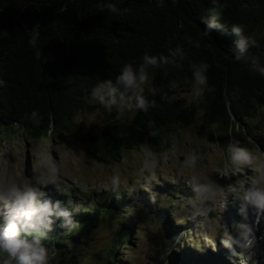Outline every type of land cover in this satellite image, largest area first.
<instances>
[{"label":"trees","instance_id":"obj_1","mask_svg":"<svg viewBox=\"0 0 264 264\" xmlns=\"http://www.w3.org/2000/svg\"><path fill=\"white\" fill-rule=\"evenodd\" d=\"M222 2L227 4L222 21L226 28L214 29L197 49L188 47L185 37L196 38L205 30L206 25L198 17L208 13L210 0H177L175 4L164 0L163 5L156 0H123L120 6L129 9L123 16L101 12L96 0H73L66 13L59 11L64 0H0V30L9 32L7 38L0 39V80L4 82L0 86V139L3 133L22 129L35 138L58 140L79 112L96 107L89 102L88 91L97 79L114 78L123 63H139L145 52L167 53L169 46L182 44L191 59L211 65L209 83L215 85L216 91L199 104L164 100V94L171 97L188 91L184 80L191 78V72L187 64L183 71L170 68L167 76L156 69L151 82L158 91L150 99H156L157 108L147 114L140 112L123 125L113 114L98 134L86 131L88 150L115 157L145 142L158 148V143L171 135L167 130L197 112L202 130L211 136L220 132L227 139L232 134L247 143L249 139L260 141L259 134L264 131V78L249 73L240 63L225 60L224 52L239 39L231 31V24L241 23L246 26L245 35L258 41L259 46L250 51L264 60V0ZM37 24L42 30L44 57L40 61L33 56L24 33ZM33 109L42 117L38 127L24 118ZM263 143L258 144L264 146ZM108 192L102 201L94 199L95 192H85L87 208L75 215L80 228L69 237L70 241L59 237L66 229L60 228L57 221L50 233L57 249L52 264H83L80 246L84 238L93 228L108 223L115 226L118 240L105 254V264L127 263L122 248L135 249L141 229L134 213ZM57 199L66 202L69 195ZM170 205L163 208L170 212ZM192 260V264H203L209 258Z\"/></svg>","mask_w":264,"mask_h":264},{"label":"clouds","instance_id":"obj_2","mask_svg":"<svg viewBox=\"0 0 264 264\" xmlns=\"http://www.w3.org/2000/svg\"><path fill=\"white\" fill-rule=\"evenodd\" d=\"M71 2L73 0H64L59 11L66 13ZM156 2L158 5H163L164 0H156ZM176 2L177 0H172L173 4ZM122 3L123 0H96V7L101 12L123 16L129 12V9L121 7ZM210 4L212 7L208 13L198 17L206 25L205 30L196 38L186 36L188 47L199 49L204 38L210 37L214 29L226 28L222 21L227 4L222 0H210ZM230 28L239 39L228 52H224V59L240 63L249 73L264 78V60L261 55L250 51V48L259 46L257 39L245 35L247 29L244 24L233 23ZM24 33L27 36V45L34 53L33 56L37 61L42 60L44 55L41 48V26L37 24ZM8 35L7 30H0V39L7 38ZM185 64L191 72V78H185L184 85L192 100L199 104L207 94L216 91L215 85L209 83L211 65L205 60L191 59L188 50L182 44L169 46L167 53L145 52L139 63H123L114 78L106 80L99 78L90 86L88 100L91 104L99 106L97 112L103 109L109 114H114V119L119 124L130 123L136 114L140 112L147 114L150 109L158 106L156 99H150L158 91L151 82L153 71L161 69L167 76L170 68L183 71ZM3 83V80H0V86ZM171 87L174 88L173 85ZM174 97L163 95V99L167 101ZM24 118L37 127L42 120L36 109L26 113ZM152 135L156 133L153 132ZM215 135L220 136L219 133ZM228 137L222 147L220 142L205 141L208 147L211 148L214 144L219 148L223 161V168L219 172L202 170L201 161L204 157L199 147L185 149L181 163L172 169L163 163L165 153L162 148L145 142L141 144L140 156L130 159L127 154H122L119 162L112 165L109 174L102 180L100 187L116 196H122L125 192L134 195L139 189H145L151 193L154 202L160 201L161 207L167 208V204L174 202L173 215L179 224H185L189 220L196 221L193 230L195 236L192 233H182L175 238V242L165 241L167 247L160 249L159 258L162 264H169L167 257L173 249L179 251L185 239L201 252H204L206 247L216 249L219 241L225 248L231 250L233 264H236V257L240 258L239 264H260L257 248L259 242L264 241V234L258 236L257 233L260 232L261 224L264 222V160H261L264 150H261L252 139L245 144L235 135L229 134ZM167 147L170 149V155H177L178 146L175 143ZM33 165L32 177L24 175L10 179L0 191V218H2L0 264H52L57 249L50 233L54 231L57 221H60V228L66 229L59 234V237L69 239L80 228L74 217L82 210L81 206L71 199L69 187L60 183L65 167L63 159H58L50 153H45L43 156L36 153ZM128 168H131L130 173L127 171ZM213 173H219L221 177L229 179L236 177V179L234 183L225 187L212 178ZM161 178L177 184L186 183L194 195L189 198L180 196L175 200L168 196H160L154 191V184H160ZM50 186L60 195H69L67 202L55 199L48 190ZM230 196L234 201L240 202L238 213L241 217L240 220L234 221L231 227L223 217ZM129 210H133L134 213L137 209L129 207L127 211ZM213 213L221 223L219 232L209 236L204 231L203 224ZM200 217L203 219L198 220ZM150 221L161 225L155 218ZM195 237L202 238L203 243L201 239ZM68 247H72L71 242L68 243ZM150 252L156 255L153 246ZM125 258L131 260L132 264H144L139 257L127 255Z\"/></svg>","mask_w":264,"mask_h":264},{"label":"rangeland","instance_id":"obj_3","mask_svg":"<svg viewBox=\"0 0 264 264\" xmlns=\"http://www.w3.org/2000/svg\"><path fill=\"white\" fill-rule=\"evenodd\" d=\"M175 102L181 105H188L192 100L189 91H179L174 95ZM96 107L92 110H84L79 112L70 123V129L65 130L61 137L54 141L50 137L35 138L24 132L22 129L11 130L2 134L0 139V191L3 190L4 185L10 179H16L18 176L27 175L32 177L34 155L40 153L43 156L45 153H50L58 159L62 158L64 162V174L61 177L60 183L67 185L71 190V194L75 197L71 198L77 205L82 208H87L85 192H95L97 201H102L103 196L107 195V191L103 190L100 185L109 174V170L113 164H117L120 156L109 157L90 152L86 146V131L89 129L96 135L100 129L107 122L113 119V114H109L103 109L97 112ZM259 118V115L257 116ZM200 114L197 112L194 117L189 118L176 128L167 130L171 133L170 136L164 138L158 143V148H162L165 153L163 163L166 167L175 169L181 163L182 154L185 149L199 147L202 156L201 161L203 171L219 172L223 168V161L220 155L219 148L214 144L213 147H208V143L220 142L221 147L227 142L226 136H211L206 130H202ZM220 134V132H217ZM167 134V133H166ZM260 141L264 142V131L259 134ZM248 144L246 141L241 140ZM260 141L255 143L259 145ZM175 143L178 146L176 156L170 155V149L167 147ZM264 145V143H263ZM264 150V146H260ZM131 159L132 157L140 156V147L126 152ZM259 155V153H258ZM264 160V156H261ZM127 171L130 173L131 168ZM212 178L216 179L222 186H227L234 183L236 177L229 179L228 177H221L219 173H213ZM49 192L54 198H65L67 195H60L49 187ZM100 191V192H97ZM154 191L160 196H169L171 199H179L180 196L189 198L194 195L190 186L181 182L179 184L161 178L160 184H154ZM112 194L108 192V195ZM114 197L116 196L113 194ZM83 197V198H82ZM120 198L126 207H133L137 210L134 216L137 219V225L141 229L140 237L136 240L137 246L135 249L122 248L123 256L139 257L144 264H162L160 260V249L167 247L165 241L175 242V238L182 233H192L195 228L196 221L189 220L185 224L177 223L173 215L174 202L170 205L172 211H166L160 205V201H153L151 193L145 189H139L134 195L124 193L122 196H116L115 199ZM78 199V201H77ZM85 199V200H84ZM167 199V197H166ZM83 200V202H82ZM132 201L129 205V202ZM67 202V201H66ZM239 201H234L233 197H229V202L223 213L224 221L231 227L234 221L241 219L238 213ZM143 205V207H139ZM169 205V204H167ZM146 209V211H145ZM131 211V212H130ZM133 210H129L132 213ZM128 213V214H130ZM212 216L207 217V221L203 224V229L209 236L219 232L220 219ZM153 218L159 221L161 225L154 221ZM203 217L198 218L202 220ZM2 221V220H0ZM142 225V226H141ZM137 226V227H138ZM115 226L112 224H101L93 228L89 234L86 235L81 244V259L83 264H105V254L114 247L118 238H116ZM259 236V235H258ZM203 240L200 237H195ZM261 244L263 242L261 241ZM156 251V255L151 254V248ZM264 246V244H263ZM260 245L257 248L258 259L260 264H264V247ZM150 252V253H149ZM262 252V253H261ZM149 253V255H148ZM173 255L167 257L169 264H191L193 259L199 257H208L209 263L213 264H233V257L231 250L225 248L222 243L218 241L216 249L206 247L204 252L197 250L194 246L185 242L179 251L173 249ZM171 253V254H172ZM223 254V262L219 261ZM216 257V259H215ZM239 257L235 258L236 264H239ZM222 260V259H221ZM203 264H207V263ZM217 262V263H215ZM126 264H132L131 260L127 259Z\"/></svg>","mask_w":264,"mask_h":264},{"label":"bare ground","instance_id":"obj_4","mask_svg":"<svg viewBox=\"0 0 264 264\" xmlns=\"http://www.w3.org/2000/svg\"><path fill=\"white\" fill-rule=\"evenodd\" d=\"M263 224H261V226H262ZM263 228V227H262ZM257 235H258V233H257ZM260 243H261V241H260ZM264 244V243H263ZM263 246V245H262ZM258 247H259V245H258ZM264 247V246H263ZM262 253V252H261Z\"/></svg>","mask_w":264,"mask_h":264},{"label":"water","instance_id":"obj_5","mask_svg":"<svg viewBox=\"0 0 264 264\" xmlns=\"http://www.w3.org/2000/svg\"><path fill=\"white\" fill-rule=\"evenodd\" d=\"M211 216H212V214H211Z\"/></svg>","mask_w":264,"mask_h":264}]
</instances>
